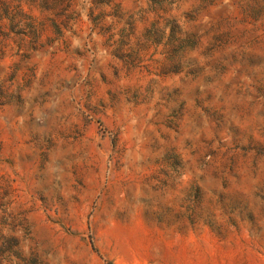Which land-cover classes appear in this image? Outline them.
Listing matches in <instances>:
<instances>
[{
  "label": "rangeland",
  "instance_id": "obj_1",
  "mask_svg": "<svg viewBox=\"0 0 264 264\" xmlns=\"http://www.w3.org/2000/svg\"><path fill=\"white\" fill-rule=\"evenodd\" d=\"M0 264H264V0H0Z\"/></svg>",
  "mask_w": 264,
  "mask_h": 264
}]
</instances>
